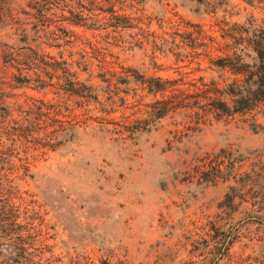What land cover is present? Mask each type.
<instances>
[{"label": "rangeland", "instance_id": "374dc122", "mask_svg": "<svg viewBox=\"0 0 264 264\" xmlns=\"http://www.w3.org/2000/svg\"><path fill=\"white\" fill-rule=\"evenodd\" d=\"M111 4L0 0V264H264V102L229 115L199 109L201 80L232 76L182 46L192 24L219 39L215 18L264 20V9ZM122 14L128 25L111 26ZM55 62L97 99L55 76L53 86L33 80ZM144 78L165 90L148 91ZM173 94L186 107L149 131L125 130ZM40 101L59 108L62 125L36 131ZM25 119L27 139L10 129Z\"/></svg>", "mask_w": 264, "mask_h": 264}, {"label": "trees", "instance_id": "16d2710c", "mask_svg": "<svg viewBox=\"0 0 264 264\" xmlns=\"http://www.w3.org/2000/svg\"><path fill=\"white\" fill-rule=\"evenodd\" d=\"M111 2L113 7L115 0H111ZM197 2L202 4V12L206 16L210 11L214 14L216 13L217 0H197ZM246 2L251 6L264 9V0H246ZM108 11L113 15L114 10ZM76 15L79 19L86 21L90 19L78 13ZM112 18L120 20V24L116 22L111 26H127V22L130 20V17L124 14L121 16L114 15ZM214 22L219 33V39L213 35L204 34L200 25L192 24V27L196 29L186 32V36L182 39V46L188 45L191 49H194V54L196 55L204 54L209 58V62L213 67L217 68L223 75L228 72L232 78H227L222 82L215 80L206 82L202 79L200 87L197 88L198 90L193 95L200 98L196 106L202 111L214 110L228 115L250 111L261 102H264V20L246 18L242 22H238L227 21L225 18H215ZM198 48L202 49L199 53H197ZM64 63L55 62L50 64L51 72H49V75L46 74L47 80H44L36 72L33 80L44 86H53L51 80L55 76L58 81L63 80L66 82L64 85H58L70 94L87 99H97L93 85L78 81L70 71L61 66ZM129 70L127 71L129 72ZM57 72L60 74H56ZM24 80H29V78H24ZM143 83H146L148 91L153 93L165 90L160 84L159 78H144ZM180 96L173 94L168 100L154 101L148 105L150 110L148 111L147 119L143 121L135 120L130 124L127 123L124 125L125 130L130 134H135L140 130L149 131L155 121L163 115L175 112L178 108L186 107L185 105L182 106L181 100L178 101ZM37 110L36 131L40 129L46 130L55 125L59 127L63 124L59 117L61 111L57 106L48 105L40 101ZM25 122L27 123L29 120L25 119L17 126L10 125V129L20 131V134L27 139L31 137L34 130L28 131L24 125ZM71 122L72 120H68L67 124L70 125L72 124ZM1 123H5V120L1 119ZM56 129L46 133L44 135L45 138L49 140ZM2 144L0 143V145Z\"/></svg>", "mask_w": 264, "mask_h": 264}]
</instances>
